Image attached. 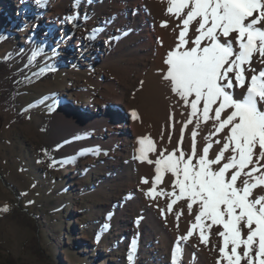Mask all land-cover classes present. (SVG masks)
Segmentation results:
<instances>
[{"label":"rangeland","instance_id":"1","mask_svg":"<svg viewBox=\"0 0 264 264\" xmlns=\"http://www.w3.org/2000/svg\"><path fill=\"white\" fill-rule=\"evenodd\" d=\"M17 1L0 0V264H226L220 259L221 226L211 228L205 244L199 229L191 227L196 205L189 214L188 201L178 200L168 210L173 197L164 193L172 192L170 173L154 184L155 165L144 162L132 181L128 170L110 164L103 153H83L74 159L69 155L77 144L73 134L63 125L57 128L66 112L75 109L84 118L94 109L98 112L107 104L108 88L123 81L130 83L126 107L139 116L132 124L136 140L150 137L156 143L151 159L162 149L176 147L182 123L170 129L169 115L174 113V121L183 122L190 109L181 107L182 101L163 79L167 53L176 46L180 30L176 27L180 21L166 13L167 0H149L158 20L170 19L167 27H159L165 32L164 43L157 46L144 74H136L139 55L127 45L105 65L100 59L90 65L75 46V36L66 34L67 41L58 43L60 35L50 34L47 20L49 14L62 11L65 0H46L35 7V0ZM19 4L28 11L22 17L17 15ZM64 11L58 15L78 17L71 21L76 28L93 24L92 11L77 8L75 0ZM188 35L194 38L193 31ZM257 59L253 57V66L259 70ZM244 91L236 89L237 97ZM211 124L196 129L198 154L203 138L214 131ZM194 125L195 121L184 133L185 151L191 150ZM226 133L227 129L213 138V144L220 139L221 145L214 144L210 158L222 147ZM154 186L157 194L146 195ZM260 195L264 187L255 189L251 198ZM189 231L193 235L182 239ZM242 231L246 236L247 229ZM239 251L242 255L243 247Z\"/></svg>","mask_w":264,"mask_h":264},{"label":"snow or ice","instance_id":"2","mask_svg":"<svg viewBox=\"0 0 264 264\" xmlns=\"http://www.w3.org/2000/svg\"><path fill=\"white\" fill-rule=\"evenodd\" d=\"M45 2L36 0L41 5ZM167 4L166 13L180 21L176 26L180 30L176 46L167 53L163 79L182 101L181 107L190 111L183 122L174 121V113L169 115L170 129L182 123L174 149H162L152 160L149 154L156 152V143L150 137L140 138L139 156L134 159L155 165L154 184L161 183L167 173L174 177L172 192L164 193L173 197L168 210L178 200L188 201L189 214L196 205L191 227L199 229L203 243H208L213 226L222 227L217 235L222 238L220 259L226 264L242 260L264 264V195L251 198L255 189L264 187V0H167ZM167 24L161 22L162 27ZM190 31L194 38H189ZM254 56L262 65L259 70L253 66ZM236 89L245 91L237 97ZM131 115L139 119L136 111ZM194 121L191 150L185 151L184 133ZM209 121L214 131L203 138L205 144L198 154L196 129ZM225 129L222 147L210 158L214 144L221 145L220 139L213 144V138ZM171 136L172 131L169 142ZM156 194L155 186L146 193ZM242 227L247 229L246 236ZM192 235L189 231L182 239Z\"/></svg>","mask_w":264,"mask_h":264},{"label":"bare ground","instance_id":"3","mask_svg":"<svg viewBox=\"0 0 264 264\" xmlns=\"http://www.w3.org/2000/svg\"><path fill=\"white\" fill-rule=\"evenodd\" d=\"M35 1L32 4L34 7L37 5ZM69 1L65 0V5L62 4L61 12L56 11L48 16L47 28L50 29L51 35H60L58 43L67 41L66 34L75 36V46L78 47L80 54H83L84 62L90 65H94L99 59V63L105 65L114 53L121 51L123 45H127L136 55H139L140 67L137 66L136 74L141 72L144 74L147 71L150 62L154 60L157 46L161 42L163 46L164 43L165 32L159 29L161 22H169L170 18L158 20L151 6L149 7V0H80L77 8L90 9L94 19L91 27L80 24L76 28L73 22H68L63 19L65 17H61L66 14L64 9ZM27 2L28 0H21L20 3ZM21 4H19L17 15L22 17L28 11H25ZM159 50L160 57H163L162 48L159 47ZM129 85L130 83L122 81V85L117 88L109 86L106 92L107 104L103 108L100 107L98 112L94 109L89 118H84V113L75 109L72 112H66L64 121L58 122L57 128L63 125V129L73 134L72 138L76 140L77 144L69 154L70 157L77 159L76 157L83 153H103L110 164L119 165L125 171L128 170V173L133 175L132 181H134L140 164L144 162L134 159L139 156L140 145L138 146V140L133 132L134 117L126 107ZM111 105L118 108L124 107L125 111L113 109ZM149 158L151 159L150 155Z\"/></svg>","mask_w":264,"mask_h":264}]
</instances>
